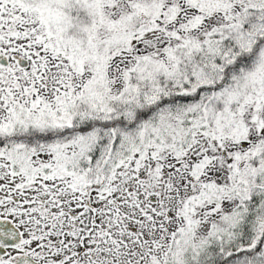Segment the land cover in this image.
Wrapping results in <instances>:
<instances>
[{
	"label": "snow or ice",
	"instance_id": "obj_1",
	"mask_svg": "<svg viewBox=\"0 0 264 264\" xmlns=\"http://www.w3.org/2000/svg\"><path fill=\"white\" fill-rule=\"evenodd\" d=\"M0 264H264V0H0Z\"/></svg>",
	"mask_w": 264,
	"mask_h": 264
}]
</instances>
